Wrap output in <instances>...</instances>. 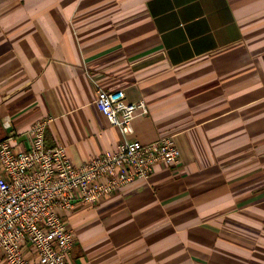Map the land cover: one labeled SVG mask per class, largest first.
Returning a JSON list of instances; mask_svg holds the SVG:
<instances>
[{"label": "crops", "instance_id": "0c3cea01", "mask_svg": "<svg viewBox=\"0 0 264 264\" xmlns=\"http://www.w3.org/2000/svg\"><path fill=\"white\" fill-rule=\"evenodd\" d=\"M99 89L146 101L130 138L181 162L69 211L73 261L264 264V0H0V141L48 121L77 165L115 149Z\"/></svg>", "mask_w": 264, "mask_h": 264}, {"label": "built area", "instance_id": "2783aa9c", "mask_svg": "<svg viewBox=\"0 0 264 264\" xmlns=\"http://www.w3.org/2000/svg\"><path fill=\"white\" fill-rule=\"evenodd\" d=\"M96 104L124 138L82 165L72 161L65 146L47 147L48 121L31 130L30 150L15 147L13 137L0 141V258L7 264H77L69 211L150 179L157 167L180 164L175 137L151 143L130 138L134 118L149 114L146 101L130 102L124 90L99 89ZM10 126L7 121L5 127Z\"/></svg>", "mask_w": 264, "mask_h": 264}]
</instances>
